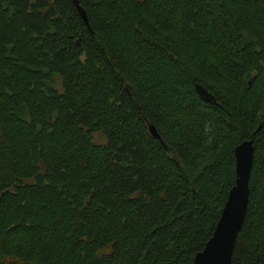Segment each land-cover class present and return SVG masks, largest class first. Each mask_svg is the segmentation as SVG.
I'll use <instances>...</instances> for the list:
<instances>
[{
	"label": "trees",
	"instance_id": "16d2710c",
	"mask_svg": "<svg viewBox=\"0 0 264 264\" xmlns=\"http://www.w3.org/2000/svg\"><path fill=\"white\" fill-rule=\"evenodd\" d=\"M78 2L0 0V264H193L249 138L264 264V0Z\"/></svg>",
	"mask_w": 264,
	"mask_h": 264
},
{
	"label": "water",
	"instance_id": "95a60500",
	"mask_svg": "<svg viewBox=\"0 0 264 264\" xmlns=\"http://www.w3.org/2000/svg\"><path fill=\"white\" fill-rule=\"evenodd\" d=\"M81 18L87 23L86 12L78 0H73ZM194 89L205 102L215 103V97L200 84ZM152 136L160 139L155 126L148 122ZM235 160L234 184L229 189L226 201L211 237L202 250L195 253L193 264H231L238 232L242 228L247 212L249 178L253 163V139H244L233 150Z\"/></svg>",
	"mask_w": 264,
	"mask_h": 264
},
{
	"label": "rangeland",
	"instance_id": "374dc122",
	"mask_svg": "<svg viewBox=\"0 0 264 264\" xmlns=\"http://www.w3.org/2000/svg\"><path fill=\"white\" fill-rule=\"evenodd\" d=\"M95 138H96L97 140H101V139H102L101 135H99V134H95Z\"/></svg>",
	"mask_w": 264,
	"mask_h": 264
}]
</instances>
